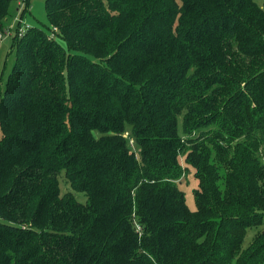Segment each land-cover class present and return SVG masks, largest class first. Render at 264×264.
<instances>
[{
    "label": "trees",
    "instance_id": "1",
    "mask_svg": "<svg viewBox=\"0 0 264 264\" xmlns=\"http://www.w3.org/2000/svg\"><path fill=\"white\" fill-rule=\"evenodd\" d=\"M46 12L0 96V264H264V0Z\"/></svg>",
    "mask_w": 264,
    "mask_h": 264
},
{
    "label": "rangeland",
    "instance_id": "2",
    "mask_svg": "<svg viewBox=\"0 0 264 264\" xmlns=\"http://www.w3.org/2000/svg\"><path fill=\"white\" fill-rule=\"evenodd\" d=\"M262 3V0H257ZM18 1L12 4L11 15L5 21V33L0 40V96L6 87L9 74L13 69L15 59L17 57V51L14 46L15 38L18 34V27L25 28L29 26H40L46 30L50 29V21L46 12V0H29V10L23 12V9H19ZM1 136V130H0ZM187 175L182 178L180 184L182 190L185 192L186 200L191 209H196V200L194 195V189L198 186V181L195 178L194 172L191 170ZM61 183L62 190L66 191L70 189L69 183H65L64 180ZM81 201H86V197L81 194H76ZM256 229H250L246 235L244 245H248L255 234ZM230 264H237L232 262Z\"/></svg>",
    "mask_w": 264,
    "mask_h": 264
},
{
    "label": "built area",
    "instance_id": "3",
    "mask_svg": "<svg viewBox=\"0 0 264 264\" xmlns=\"http://www.w3.org/2000/svg\"><path fill=\"white\" fill-rule=\"evenodd\" d=\"M25 1L26 0H18V4L20 5V8L19 9H24V7H25ZM29 27V25H26L25 26V28H22V29H20V34H22L23 33V31L26 29V28H28ZM0 37L2 38V35H0Z\"/></svg>",
    "mask_w": 264,
    "mask_h": 264
}]
</instances>
